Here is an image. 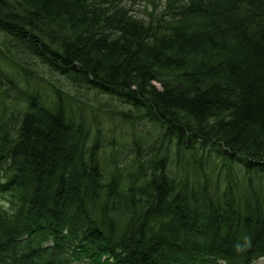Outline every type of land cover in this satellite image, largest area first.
I'll return each instance as SVG.
<instances>
[{"label":"trees","instance_id":"1","mask_svg":"<svg viewBox=\"0 0 264 264\" xmlns=\"http://www.w3.org/2000/svg\"><path fill=\"white\" fill-rule=\"evenodd\" d=\"M137 2L0 0V264L264 259V0Z\"/></svg>","mask_w":264,"mask_h":264},{"label":"rangeland","instance_id":"2","mask_svg":"<svg viewBox=\"0 0 264 264\" xmlns=\"http://www.w3.org/2000/svg\"><path fill=\"white\" fill-rule=\"evenodd\" d=\"M137 1H139V0H136V3L133 5V7H135V6H137V5H139L138 6V10H142L143 12H140V15L139 14H137V15H139L140 17H142V16H145L146 15V18H148V16H150V15H148V14H146V12L147 11H149V13H151V14H153V13H155V15L160 11V10H162L161 8H162V6H161V3L158 5V6H156V4H155V6L154 5H151V4H149V5H146V3H139V2H137ZM163 4V3H162ZM155 10H156V12H155ZM153 12V13H152ZM154 15V16H155ZM153 16V15H152ZM145 18V19H146ZM160 18H161V16H160ZM164 20L166 21V18H164ZM256 264H264V262L263 261H260V262H257Z\"/></svg>","mask_w":264,"mask_h":264},{"label":"bare ground","instance_id":"3","mask_svg":"<svg viewBox=\"0 0 264 264\" xmlns=\"http://www.w3.org/2000/svg\"><path fill=\"white\" fill-rule=\"evenodd\" d=\"M96 216V215H95ZM89 220L92 222V223H94L97 219H90L89 218ZM87 230H85V232H86ZM83 232H84V230H83ZM95 249H97V250H99V251H105L106 252V250H107V247L106 248H103V247H99V248H95ZM95 249L94 250H92V251H95ZM82 251V250H81ZM81 251H76L75 252V255H78V254H81L82 252ZM99 251H95V252H93L90 256H95V254H98V252ZM90 253V252H89ZM119 257H122V258H126L127 257V255H124V254H117ZM100 257H102L101 256V254L99 255ZM115 256V255H114ZM96 257V256H95ZM130 257L132 258V255L130 254ZM106 258H107V256L106 257H103L102 259H101V262H105V260H106ZM137 257H134V259H136ZM119 259V258H118ZM135 261V260H134ZM260 261H263L264 262V259L263 258H259L258 260H255V262L254 263H252V264H256L257 262H260ZM88 260H86L85 262H83V264H88Z\"/></svg>","mask_w":264,"mask_h":264}]
</instances>
